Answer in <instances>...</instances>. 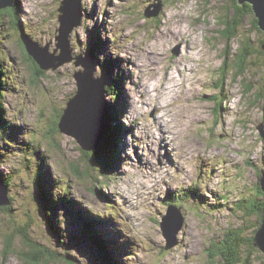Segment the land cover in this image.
<instances>
[{"label":"rangeland","instance_id":"1","mask_svg":"<svg viewBox=\"0 0 264 264\" xmlns=\"http://www.w3.org/2000/svg\"><path fill=\"white\" fill-rule=\"evenodd\" d=\"M62 1L17 0L18 13L0 20V106L7 125L0 126V176L9 180L11 199L3 206L9 209L0 207V264H34L19 255L28 251L19 232L24 226L33 240L60 253L39 264H106L73 217L80 209L96 217L100 238L111 239L114 264H210L208 250L229 231L252 236L260 221L249 207L254 199L264 204V31L253 17H241L235 29L244 8L237 0H82V23L70 35L73 55L94 58L93 81L106 76L105 119L108 104L124 109L120 156L103 172L57 128L84 67L71 61L34 76L15 27L18 17L34 41L54 52ZM160 3L158 16H145L149 5ZM159 88L173 118L158 107ZM162 130L172 153L161 150ZM95 154L102 163L106 152ZM37 178L65 196L57 214L38 197ZM170 205L184 225L168 248L162 224ZM216 261L224 264L222 257ZM251 264H264L261 250Z\"/></svg>","mask_w":264,"mask_h":264},{"label":"water","instance_id":"2","mask_svg":"<svg viewBox=\"0 0 264 264\" xmlns=\"http://www.w3.org/2000/svg\"><path fill=\"white\" fill-rule=\"evenodd\" d=\"M240 5L249 3L253 7L254 14L258 20V26L264 31V0H238ZM17 0H0V11L11 8ZM161 3L149 5L145 9L146 17H156L161 11ZM155 7V9H152ZM60 28L57 35V48L50 52V46H41L22 30L21 40L27 53L34 59L42 70L57 69L66 62L74 61L76 66H83L84 70L77 73L80 80L77 95L72 97L61 116L59 129L73 136L82 146L85 152L101 153L103 142L108 137V123L105 119V93L107 91V79L103 74L99 83L92 80L95 72V60L92 57L73 55L70 44L72 31L81 25L83 20L82 0H63L59 8ZM60 51L59 54H57ZM102 159V158H101ZM10 187L0 177V207L11 204L9 196ZM171 219H176L172 224ZM163 229L168 238V248L177 244V234L184 225L178 207L170 205L165 217ZM254 246L264 253V212L261 226L258 228Z\"/></svg>","mask_w":264,"mask_h":264},{"label":"trees","instance_id":"3","mask_svg":"<svg viewBox=\"0 0 264 264\" xmlns=\"http://www.w3.org/2000/svg\"><path fill=\"white\" fill-rule=\"evenodd\" d=\"M238 1V0H237ZM18 5V4H17ZM17 5L11 7V8H7V9H3L0 11V20L2 17H4L5 15H12L13 13L17 14L18 13V9H17ZM235 5H237V3H235ZM243 10H242V6L239 7V17L236 16L239 21L235 22V29L237 28V25L241 24V17L246 16L247 14L251 15L253 17V22L255 27L257 28L258 31L262 32L263 30H261L258 26V20L254 14L253 11V7L252 5H250L249 3H246L243 5ZM236 20V19H235ZM15 27L18 30H22L23 26L20 24V19L18 17H16V24ZM24 46V45H23ZM264 46V41L261 44V47ZM255 53L251 52L249 53V57L251 58V56H253ZM28 58L31 60V62L34 64L35 67H37V69H39L38 64L34 61V59L28 55ZM1 59V58H0ZM247 59V58H246ZM246 59H242L239 63H238V68L239 71L237 77L240 75H242L243 71H244V67H245V63H246ZM40 70V69H39ZM42 75L45 74V71L41 70ZM42 75L37 74L36 77H42ZM1 78L0 77V83H1ZM111 85V84H108ZM107 86V90H108ZM3 96V91L1 90V86H0V98H2ZM116 96V95H114ZM119 103V102H118ZM108 104V110H107V123H108V137L106 138V140L103 142V149L102 148H98L104 150L106 152V156H104V161L102 163H99V159L100 156L97 157V155L95 154V156L93 155L92 152H85L86 155L92 160L93 164L99 166L102 168L103 172H106L107 169L109 170V168L112 167V165L115 166V163H113V159L116 160L117 156H120V152L118 150V144L120 142L121 137H119L120 132L122 130L123 124H121L120 119L122 116V108L121 106H119V104ZM63 112H61L58 117H57V128L59 129V122L61 119ZM0 126L5 128L7 127L6 125V119H5V112L3 110V107L0 106ZM61 131V130H60ZM113 158V159H112ZM112 159V160H111ZM96 161V162H94ZM107 161V162H106ZM112 163V164H111ZM1 177V176H0ZM3 181H5L9 187H10V183L9 180H6V178L2 179ZM36 186H38L39 191H41V193L38 195V197H40L41 202L44 203L46 209H48L49 214L52 215V213L57 214V208H58V204L59 201H65V196L61 195V194H56L54 195L52 193V186H50L49 183H45L43 181H39V179L37 178L36 180ZM257 195H263V190L261 188L258 189L257 191ZM73 204V201L71 200V205ZM3 208V210L5 211V209H9V207H1ZM250 210L252 211H256L259 215V225L257 226V228L255 229V233L250 236V237H244L242 234V229L241 230H231L229 231L226 235L225 238L219 243V245H214L212 244V248H210V250H208V255H209V262L210 264H218L216 263V259L217 257H221L223 258L224 264H251V257L252 254L256 252V247L254 246V238L256 235V232L258 230V228L261 226V220H262V216H263V212H264V204L261 205L260 202L257 201V199H254L249 207ZM73 217H75V219H77L80 224L83 227V232H87L91 239L96 243V245L99 247V249L102 251V255L103 258L105 259L106 264H114L115 259L114 257H112L113 255L110 253V249L108 247V242L109 240H111L110 238L105 237L104 241L103 238H100V234H102V232L100 231V233H98V229L95 228L96 226V217L92 216L91 214H89V212H85V210L80 209L77 210ZM52 227L53 224L52 222H50ZM27 227V228H26ZM97 229V230H96ZM20 236L22 237L25 245L28 247V251L26 250L25 252H20L19 255L21 257H30V263H34V264H39L44 260L50 261L51 256H57L59 254H56V252H52V250H50L47 246L45 247L44 245L40 244L38 241H35L31 238L30 236V232L28 230V226H24L20 228ZM244 232V231H243ZM7 247L5 249V253L10 255V254H15V252H13L12 249V245L9 244L10 241L13 243V236L11 237L10 235L7 237ZM113 242V241H112ZM213 248H217L216 252L213 251ZM247 248V249H246ZM259 250V249H258ZM29 261V260H28ZM73 264V263H71ZM116 264H118L116 262Z\"/></svg>","mask_w":264,"mask_h":264},{"label":"bare ground","instance_id":"4","mask_svg":"<svg viewBox=\"0 0 264 264\" xmlns=\"http://www.w3.org/2000/svg\"><path fill=\"white\" fill-rule=\"evenodd\" d=\"M180 32H184L185 30L184 29H182V30H179ZM21 37V36H20ZM197 54V53H196ZM128 57V56H127ZM195 57V56H194ZM197 57V56H196ZM130 59V58H129ZM131 60V59H130ZM173 78H175V77H173ZM176 79H178V78H175V80ZM186 88H187V91H189V90H192V88L190 87V86H186ZM166 88L164 87V90H165ZM168 90V89H167ZM165 93V91L163 92L160 88L158 89V90H156V95H155V98L158 100V107L160 108V110H162L163 111V113H165L166 115L165 116H167L168 114H169V110H168V103H167V101L165 100V99H163V94ZM171 101V100H170ZM105 103V102H104ZM106 105V104H105ZM120 106V105H119ZM122 108V107H121ZM105 109H106V107H105ZM124 109L122 108V111H123ZM170 110H172V109H170ZM173 112H175V111H172V113ZM167 117H171V118H173V115L172 116H167ZM166 117V118H167ZM165 118V119H166ZM167 120V119H166ZM166 122V121H165ZM163 132H161V137H162V143L165 145H162V148H161V150H162V152L164 153V154H167V153H172L171 152V150H170V148H169V144H170V142L168 141V135H166L165 134V130H162ZM175 134H177V131H173ZM181 135H182V133H181ZM152 136H153V134H152ZM161 140V139H160ZM154 148V147H153ZM163 148H165L166 149V151H163ZM175 150V149H174ZM150 152V151H149ZM182 155V154H181ZM172 156V154L170 155V157ZM184 156V155H183ZM182 156V157H183ZM150 158V157H149ZM172 162H174V158H173V156H172ZM183 172V171H182ZM208 185V184H207ZM143 237V236H142Z\"/></svg>","mask_w":264,"mask_h":264},{"label":"flooded vegetation","instance_id":"5","mask_svg":"<svg viewBox=\"0 0 264 264\" xmlns=\"http://www.w3.org/2000/svg\"><path fill=\"white\" fill-rule=\"evenodd\" d=\"M14 6H15V5H14ZM25 49H26V48H25ZM26 51H27V50H26ZM28 55H29V54L26 53V56H27V57H28ZM29 56H30V55H29ZM28 59H29V58H28ZM35 68H36V70H35V74H34V76L37 75L38 73H41V70H42L40 67H39L40 70L37 69V67H35ZM43 71H45V70H43Z\"/></svg>","mask_w":264,"mask_h":264}]
</instances>
